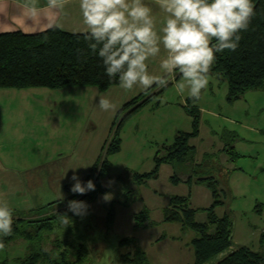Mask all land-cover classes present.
<instances>
[{
  "label": "rangeland",
  "instance_id": "374dc122",
  "mask_svg": "<svg viewBox=\"0 0 264 264\" xmlns=\"http://www.w3.org/2000/svg\"><path fill=\"white\" fill-rule=\"evenodd\" d=\"M174 74L178 79L169 76L165 84L154 85L147 94L139 88L122 89L119 84L107 90L96 86L0 89V135L9 140L10 147L21 149L29 166L20 170L25 174L29 199L40 205L33 214L43 217L63 209L64 205L46 209L49 203L43 198L52 202L70 198V192L63 194V187L70 186L69 179L63 178L66 173L71 177V169L90 166L77 169V174L85 181L99 180L106 190L77 226L90 250L83 264H123V255L137 257L140 253L148 264H195L193 241L197 234L185 231L179 222L167 221L165 214L172 199L184 197L197 211L196 221L209 222L207 210L215 200L211 189L198 182L200 178L217 182L219 200L225 204L215 213L219 218L228 212L231 215L234 245L241 241L253 251L260 248L264 88L247 92L233 104L227 100V81L219 80L214 87L209 84L202 90L199 100L203 98L201 102L217 115L212 112L200 118L199 135L190 139L196 153L193 167L199 166L197 174L189 182H177L180 168L158 160L169 156L179 134H193L194 128L193 117L182 107L185 97L176 87L183 80L178 72ZM141 95L144 100L152 97V101L137 108L144 101L133 102ZM101 98L110 101L109 110L99 107ZM169 100L175 105L166 103ZM196 101L190 100L189 106H197ZM117 141L119 150L112 152ZM32 179L36 182L28 183ZM50 193L52 198L47 197ZM106 193L112 195L110 201L103 199ZM9 206L14 216L30 217L21 201ZM124 240L130 242L122 243ZM78 244L74 240L70 247ZM27 248L22 240L0 246V264H19L18 260L27 256Z\"/></svg>",
  "mask_w": 264,
  "mask_h": 264
},
{
  "label": "trees",
  "instance_id": "16d2710c",
  "mask_svg": "<svg viewBox=\"0 0 264 264\" xmlns=\"http://www.w3.org/2000/svg\"><path fill=\"white\" fill-rule=\"evenodd\" d=\"M253 3L255 14L248 29L241 33L240 46L234 52L224 50L217 53L209 73L227 81V100L231 104L240 100L247 92L264 88V0H253ZM118 84V79H110L105 74L102 60L89 47L85 34L67 33L56 27L38 34H0V89L96 86L107 90ZM151 98L144 100L145 96L141 95L133 103L143 100L144 102L137 106L139 108L148 105L152 101ZM188 112L194 119V133L179 134L169 156L158 160L180 168V177L175 176L177 182H189L192 176L197 174L199 167H193L196 153L189 142L191 138L199 135L200 112L198 109H188ZM117 150L118 141L112 152ZM199 182L211 189L215 200L213 207L207 210L208 223L196 221L197 211L191 207L189 198L175 197L165 214L167 221L179 222L185 231L197 234L198 238L193 241L195 264H264L263 253L245 246L238 247L214 263L218 255L234 246V223L229 212L223 218H219L215 213L219 205L225 204L219 200L217 182L206 178L199 179ZM95 184L96 191L83 196L72 194L69 191L70 186H66L67 191L71 193L68 200L87 201L89 213L91 205L106 192L99 180ZM68 200L45 206L49 209L55 205H64L55 215L37 217L36 214L27 218L13 215L12 231L8 236L0 238V246L7 247L13 242L25 241L28 244L27 256L18 260L19 264H83L89 257L90 250L77 226L86 216L76 217L69 213ZM66 213L71 218L67 223L64 222L67 218L63 216ZM53 235L55 238L51 240ZM72 238L79 243L74 248L70 247L74 241ZM129 242L124 240L122 243ZM261 242L264 244V234ZM48 243L53 246L52 249L46 248ZM121 262L148 264L143 253L137 257L125 254L121 257Z\"/></svg>",
  "mask_w": 264,
  "mask_h": 264
},
{
  "label": "clouds",
  "instance_id": "9594fccd",
  "mask_svg": "<svg viewBox=\"0 0 264 264\" xmlns=\"http://www.w3.org/2000/svg\"><path fill=\"white\" fill-rule=\"evenodd\" d=\"M78 3L85 39L101 58L110 79H118L122 89L139 88L147 94L154 85L165 84L169 76L175 78L173 74L178 72L183 82L176 85L177 91L193 100H198L202 90L207 89L217 53L238 49L241 33L248 29L255 14L253 0H162L165 15L157 27L152 9L144 0ZM22 6L28 16H39L41 9L36 0H24ZM47 7L57 9L63 4L61 0H47ZM158 56L162 74L153 75L148 62ZM99 107L107 111L112 105L101 98ZM77 169H71L70 178L67 173L63 178L69 179V191L81 196L96 191L94 180H83ZM112 198L108 193L103 197L105 201ZM67 209L73 216L84 217L89 205L85 200L72 199L68 200ZM63 216L67 218L65 223L71 219L67 213ZM12 225L13 211L0 201V238L11 233Z\"/></svg>",
  "mask_w": 264,
  "mask_h": 264
},
{
  "label": "crops",
  "instance_id": "0c3cea01",
  "mask_svg": "<svg viewBox=\"0 0 264 264\" xmlns=\"http://www.w3.org/2000/svg\"><path fill=\"white\" fill-rule=\"evenodd\" d=\"M36 2H37V6L41 9V11L38 17L32 18L26 14L25 9L22 6L24 0H0V31H1L0 34L14 33V32H23L24 34H38L54 27L59 28L60 30L67 33L85 34L84 25L82 23V17L79 10L78 0H61L63 7L57 9H49L47 7V0H36ZM161 2L162 0H144V3L152 9V14L157 23V27L160 26L165 15L161 7ZM162 55H163V51L161 53V56ZM160 59L161 57L158 56L155 58H151L148 62L149 71L153 75L162 74V70L160 68ZM173 75L175 76V80L176 78L178 79L177 74H173ZM209 78H210L209 84H211V86L213 87L218 83L219 80L223 81L222 79L213 75H209ZM171 84L173 85V81L170 82L169 86H172ZM227 92H228V86L226 87V93ZM183 97H185L184 100L185 102L182 107L183 108L187 107V110L184 109L187 112L188 109H192V110L198 109L200 112L201 119L203 118V116H206L207 113L211 114L213 112L215 114L212 115L215 116L217 115V112L215 110H212L210 106L204 105L205 102L203 103L201 102L203 98H201L200 100L198 99L196 101L197 106L190 107L189 105L191 104L189 103V101L192 99L188 98L186 95H184ZM209 99L213 101V97ZM166 103H168L170 106L175 105L174 104L175 102H173L172 100H169ZM188 114L189 112L187 113V116ZM7 116L10 117L11 115L9 114ZM0 120H3V118H0ZM191 121L193 123V128H194V119L192 118ZM2 126L3 125H1L0 133H3ZM0 149H1L0 150V201L6 202L8 206L9 203H14V202H16V205H18V201H21L22 204L24 205L23 208L27 209L28 213H30L28 214V216L36 215L33 214L32 211H34V209H37L40 205H38L33 200L29 199L30 196L27 194L30 192L28 191V188L26 186L25 174L22 173L20 168H25L29 166L25 164V160L22 155L23 153L21 149L10 147L9 140L7 139L4 140L1 137V135H0ZM56 158L57 156L55 155L52 158V161L56 160ZM43 175L47 178V180L50 179V177L49 176L47 177L46 174ZM33 182H36V180L34 181V179H32L31 182L29 181L28 183H33ZM63 190H64L63 194L66 193L70 194L67 191L66 186L63 187ZM50 194L51 195H48L47 197L52 198V193ZM63 199L64 200L61 199L58 201L65 202L69 198L67 196ZM43 201L49 204L57 202V201L52 202L53 200L47 199L45 197L43 198ZM25 203H28V205L25 206ZM260 206H264V201L261 202ZM259 232H260V238H259L260 248L256 252H261L264 254V244L261 242L262 235L264 234V227L261 228ZM238 245L248 247L246 246V244H243V242L238 241L237 244H235L231 249L235 250L236 248H238ZM229 252L230 251H227L226 254L224 253L225 255L224 254L219 255L216 258L215 262L217 263L218 261L222 260L225 256L228 255Z\"/></svg>",
  "mask_w": 264,
  "mask_h": 264
}]
</instances>
